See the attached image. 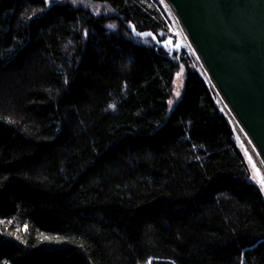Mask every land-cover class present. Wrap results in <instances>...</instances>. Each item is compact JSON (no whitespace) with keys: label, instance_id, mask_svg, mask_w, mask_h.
I'll list each match as a JSON object with an SVG mask.
<instances>
[{"label":"trees","instance_id":"obj_1","mask_svg":"<svg viewBox=\"0 0 264 264\" xmlns=\"http://www.w3.org/2000/svg\"><path fill=\"white\" fill-rule=\"evenodd\" d=\"M164 2L0 0V264H264V195Z\"/></svg>","mask_w":264,"mask_h":264},{"label":"water","instance_id":"obj_2","mask_svg":"<svg viewBox=\"0 0 264 264\" xmlns=\"http://www.w3.org/2000/svg\"><path fill=\"white\" fill-rule=\"evenodd\" d=\"M264 165V0H164Z\"/></svg>","mask_w":264,"mask_h":264},{"label":"rangeland","instance_id":"obj_3","mask_svg":"<svg viewBox=\"0 0 264 264\" xmlns=\"http://www.w3.org/2000/svg\"><path fill=\"white\" fill-rule=\"evenodd\" d=\"M165 3V2H164ZM166 4V3H165ZM166 9L168 12V18L170 22V27L171 31L173 33L174 39L172 43H170L171 48H175L176 51L179 50V53H186L187 57L189 58L191 62V66L198 68L199 71L202 73V75L205 77L207 80L209 86L214 90L216 99L220 106L222 107L223 110L226 111L227 115L231 118V121L234 126V132H235V137L237 144L239 148L241 149L243 155L245 156L246 162L249 166L250 169V174H251V179L253 182H255L259 187H260V179L264 178V168L262 167L257 152L254 150L255 148L252 146L251 141H249V138H247V135L240 129V127L237 126L233 118L231 117L227 107L225 104L222 102L221 97L218 95L215 87L207 77L206 73L202 69V66L200 64V61L195 54V52L192 50L191 46L188 45L186 38L178 24V21L176 20L175 16L171 12L170 8L166 4ZM99 11V9L97 8ZM178 49V50H177ZM179 73V75H177ZM175 75L174 79V85H173V91H172V98L171 101L173 102L171 105L169 104V109L170 111L173 109L174 105L179 101L183 88H184V83H185V75H186V68L181 65L179 67L178 72ZM6 85V84H5ZM179 92L180 95L177 96L176 93ZM247 152V155L245 154ZM249 157H251V163H249ZM259 173V175H257ZM264 195V192H262Z\"/></svg>","mask_w":264,"mask_h":264},{"label":"snow or ice","instance_id":"obj_4","mask_svg":"<svg viewBox=\"0 0 264 264\" xmlns=\"http://www.w3.org/2000/svg\"><path fill=\"white\" fill-rule=\"evenodd\" d=\"M73 2L75 3L76 0H73ZM43 3H44L45 5H47V4L50 3V0H43ZM161 3H163V0H161ZM41 11H44V9H41ZM107 27H108V28H114L115 25H111V24H109ZM133 30L135 31V29H133ZM84 34L87 35V32L85 31ZM140 35H151V33H140ZM165 46H167V44H166ZM177 75H179V73H177ZM176 95L179 96L180 93L177 92ZM168 103L171 105L173 102H172L171 100H169ZM108 107H109V108H113V107H115V106L112 105V104H109ZM245 154L247 155V152H246ZM198 158H199V157H197V159H198ZM249 163H251V157H249ZM257 175H259V173H257ZM259 183H260V190H261L262 192H264V178H261L260 181H259ZM3 264H7V261H4ZM148 264H151V260L148 261ZM241 264H243V262H241Z\"/></svg>","mask_w":264,"mask_h":264},{"label":"bare ground","instance_id":"obj_5","mask_svg":"<svg viewBox=\"0 0 264 264\" xmlns=\"http://www.w3.org/2000/svg\"><path fill=\"white\" fill-rule=\"evenodd\" d=\"M248 138V137H247ZM250 141V140H249ZM252 144V143H251ZM253 146V145H252ZM255 150V149H254ZM256 151V150H255ZM257 152V151H256ZM258 155V154H257ZM258 158H259V161H260V163H261V165H262V167L264 168V165H263V163H262V161H261V159H260V157H259V155H258Z\"/></svg>","mask_w":264,"mask_h":264}]
</instances>
